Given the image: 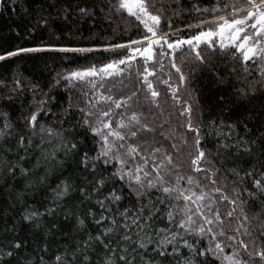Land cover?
Segmentation results:
<instances>
[{
  "label": "snow or ice",
  "instance_id": "1",
  "mask_svg": "<svg viewBox=\"0 0 264 264\" xmlns=\"http://www.w3.org/2000/svg\"><path fill=\"white\" fill-rule=\"evenodd\" d=\"M9 10L56 41L61 25L139 35L0 50L6 69L38 53L64 61L46 88L19 66L0 78V264H264V0H0ZM95 52L118 55L73 66ZM205 72L194 108L180 91ZM133 75L129 95L99 91ZM157 82L176 128L159 119Z\"/></svg>",
  "mask_w": 264,
  "mask_h": 264
},
{
  "label": "trees",
  "instance_id": "2",
  "mask_svg": "<svg viewBox=\"0 0 264 264\" xmlns=\"http://www.w3.org/2000/svg\"><path fill=\"white\" fill-rule=\"evenodd\" d=\"M180 24V27H185V24L182 22H177ZM31 25V20L28 17L23 16V14H16L11 10L6 13L0 15V50L2 49H14L19 46H47L49 44H55L57 46H93V47H105L109 42L115 43L119 42H127L131 37H136L139 33L135 30V25L133 24L129 33H112L111 30H108L103 33V37L93 36V38H89L92 35V31L90 30L89 25H84L80 27L79 34H77V26L75 25H61L59 31H57V35L61 36V40L56 41L54 37H51L47 33L37 32V33H28L27 29ZM98 31V30H97ZM21 33L20 36H17L16 33ZM117 53L108 52H95L89 54V58L85 59L84 57H77L78 64H73L74 67L84 65L87 66L89 64H97L101 65L105 62H108L117 57ZM184 60H189V56L186 55L183 59L179 57L177 58V64H182ZM46 64L50 67L46 68ZM64 61L60 60L56 54L52 53H38L31 54L30 56H25L23 58H16L15 62L11 64V68L0 67V78L5 76L11 78V69L19 66V71L23 74L25 80H35L39 82L41 87H45L49 84L51 75H54L52 68L62 69ZM167 64V61H165ZM185 72L187 73L188 69L185 67ZM220 70L224 71V66H220ZM135 71V69H133ZM171 72L172 74V82L175 87L177 82V75L174 70L166 67L164 73H159V75L166 77V73ZM208 73L205 72L203 74L197 73L195 77L190 78V85L188 88V92H191L192 95L189 97L188 92H185L183 88H181L180 94L184 97V99H190L193 103L194 108H198L201 105L196 104L197 99L202 101L203 103H207L208 99ZM112 87L113 93L121 96H126L131 94V92L139 87V84L136 82L135 75H133L132 79H125L123 83L119 82L117 78L115 81L108 80L104 84V89H99V91H104L107 94V89ZM158 90L161 92V105L164 110V116L159 119L167 120L169 117L171 118V125L173 128H176L179 120L177 118V110L173 108V101L170 99V93L168 92L165 85L157 82ZM194 89V91H193ZM75 97H79L78 92H73ZM57 97L59 102L63 104L66 100V93L61 89L57 92ZM141 103H143V92L140 93ZM83 99V98H81ZM178 107V106H177ZM145 110L147 111V107L145 106ZM182 119V118H181ZM162 139V138H161ZM167 145V141H164ZM91 147V143L88 145ZM183 160L187 161L188 157L185 154L182 157ZM243 166V165H242ZM187 164H185V171H187ZM8 196L7 193L3 191V186L0 185V207H5ZM226 207H221V212L226 211ZM257 211L259 209L257 208Z\"/></svg>",
  "mask_w": 264,
  "mask_h": 264
},
{
  "label": "flooded vegetation",
  "instance_id": "3",
  "mask_svg": "<svg viewBox=\"0 0 264 264\" xmlns=\"http://www.w3.org/2000/svg\"><path fill=\"white\" fill-rule=\"evenodd\" d=\"M209 0H202V3L204 4V6L208 5Z\"/></svg>",
  "mask_w": 264,
  "mask_h": 264
}]
</instances>
